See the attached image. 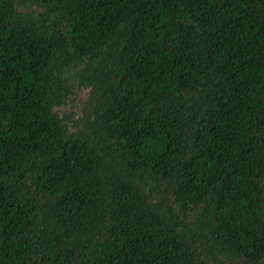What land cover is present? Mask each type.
Instances as JSON below:
<instances>
[{"label": "trees", "instance_id": "obj_1", "mask_svg": "<svg viewBox=\"0 0 264 264\" xmlns=\"http://www.w3.org/2000/svg\"><path fill=\"white\" fill-rule=\"evenodd\" d=\"M0 264H264V0H0Z\"/></svg>", "mask_w": 264, "mask_h": 264}, {"label": "rangeland", "instance_id": "obj_2", "mask_svg": "<svg viewBox=\"0 0 264 264\" xmlns=\"http://www.w3.org/2000/svg\"><path fill=\"white\" fill-rule=\"evenodd\" d=\"M20 4L22 7H24L25 5L23 1L20 2ZM86 97H87V90L83 89L80 91H76L74 95L71 97V102H69L66 106L58 109L60 116L67 115L72 112L77 114L80 111L82 105L84 104Z\"/></svg>", "mask_w": 264, "mask_h": 264}]
</instances>
